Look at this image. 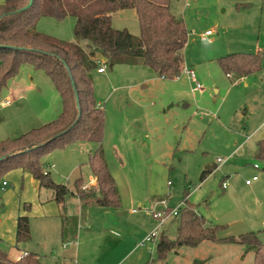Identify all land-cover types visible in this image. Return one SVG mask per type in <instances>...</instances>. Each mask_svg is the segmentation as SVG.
<instances>
[{"label": "rangeland", "instance_id": "rangeland-1", "mask_svg": "<svg viewBox=\"0 0 264 264\" xmlns=\"http://www.w3.org/2000/svg\"><path fill=\"white\" fill-rule=\"evenodd\" d=\"M246 2L249 6L240 9ZM169 9L187 29L183 58L195 80L185 72L160 77L150 67L126 63L92 72L94 97L104 111L101 146L120 206H85L68 194L64 217L54 216L52 203L39 200L52 190L41 187L39 193L30 174L8 170L1 177L6 185L0 186V235L11 258L28 248L37 249L39 260L47 264H108L103 255L121 240L119 264L133 258L127 255L133 246L145 252L147 264H254L253 251L211 241L155 259V237L166 231L174 238L176 222L172 218L157 227L158 219L144 208L159 209L160 204L149 203L160 199L175 207L187 191L188 201L208 223L225 226L220 236L254 231L264 244V160L255 157L256 142L264 137V67L249 78H237L218 62L229 53L264 48V0H169ZM113 26L138 33L137 21H113ZM73 27L72 17L42 16L35 24L37 31L63 40L74 39ZM206 29L213 34L207 35ZM60 103L49 76L21 63L0 89V141L55 119ZM95 147L92 141L71 140L43 152L40 162L55 182L74 190L75 178L87 182L92 175L87 158ZM206 168L212 171L201 180ZM253 175L258 180L246 185ZM17 214L27 216L32 232L30 242L18 244V249L13 233ZM112 217L136 228L139 223L155 227L141 238L135 229L110 232ZM152 232L154 237L146 240Z\"/></svg>", "mask_w": 264, "mask_h": 264}, {"label": "trees", "instance_id": "trees-1", "mask_svg": "<svg viewBox=\"0 0 264 264\" xmlns=\"http://www.w3.org/2000/svg\"><path fill=\"white\" fill-rule=\"evenodd\" d=\"M28 2L2 0L0 3V89L8 78L16 75L21 63L28 62L49 76L59 94L61 110L50 122L0 141V158L3 157L0 181L6 171L22 168L30 172L40 186L52 190L53 199L61 207H64L68 194H75L85 205L118 208L120 198L101 146L104 111L94 97L92 72L97 70L101 61L105 67L121 63L142 65L150 67L160 77H177L184 69L183 49L188 35L185 24L171 13L169 0H32L27 8L15 12ZM125 8L135 9L136 35L127 28H116L112 24L111 14ZM42 16L72 17L74 39H58L37 31L35 24ZM218 62L228 75L249 76L262 69L264 48L228 54L220 57ZM71 79L79 106L76 105ZM74 131L77 134H71ZM76 139L96 144L87 158L96 185L83 187L78 177L74 181L73 193L64 184L53 180L40 158L55 145ZM255 147V157L264 160V139H259ZM211 171V168L203 170L200 179ZM188 194L186 191L177 214L171 216L176 222L175 237L160 231L155 259H164L169 252L182 246L196 247L203 241H211L239 244L245 251H253L254 264H264V244L257 233L248 231L238 236H220L225 226L208 223L197 212V205L188 201ZM29 239V222L23 215L17 220L16 242L25 243ZM199 263L202 261H194V264ZM0 264L45 263L33 252H26L16 260L10 259L2 249L0 239Z\"/></svg>", "mask_w": 264, "mask_h": 264}, {"label": "crops", "instance_id": "crops-1", "mask_svg": "<svg viewBox=\"0 0 264 264\" xmlns=\"http://www.w3.org/2000/svg\"><path fill=\"white\" fill-rule=\"evenodd\" d=\"M248 2H246L245 4H241L240 5V9H241V7H248L249 6V4H247ZM250 5H252V3H250ZM111 17H112V24H113V21H115V22H119V21H124V22H130V21H137V18H136V12H135V9H133V8H125V9H120V10H118V11H115V12H113L112 14H111ZM115 27V26H114ZM117 28V27H116ZM123 28H126V27H123ZM129 30V29H128ZM207 30H209V29H206L205 30V33H206V31ZM213 34V31H211V34H207V35H212ZM262 47H260V49H261ZM235 53H237V52H235ZM239 53V52H238ZM242 53V52H241ZM229 54H232V53H229ZM228 55V54H227ZM225 56V55H224ZM221 57H223V56H221ZM263 67H264V65H263ZM183 68H186V66H185V62H184V67ZM186 69H189V68H186ZM189 70H191V69H189ZM96 72H97V70H96ZM182 72H185L184 71V69L182 70ZM181 72V73H182ZM259 72V71H258ZM97 73H103V72H97ZM186 73V72H185ZM187 74V73H186ZM195 74V73H194ZM188 76V75H187ZM249 76H252V74L251 75H249ZM249 76H244V77H240V78H249ZM175 78V77H174ZM188 78H189V76H188ZM190 79V78H189ZM195 79H196V77H195ZM191 80V79H190ZM97 104L99 105V106H101L100 105V103H99V101H97ZM102 107V106H101ZM60 110H61V103H60V109H59V113H60ZM58 113V114H59ZM259 139H264V137L263 138H259ZM258 139V140H259ZM254 165V164H253ZM259 168V167H258ZM258 168H255V169H258ZM12 170H14V169H12ZM12 170H10V172L12 171ZM16 170H20L22 173H28V174H30L32 177H34L30 172H28V171H26V170H24V169H22V168H18V169H16ZM49 172V171H48ZM49 174H50V172H49ZM80 177V176H79ZM35 178V177H34ZM78 178V177H77ZM81 178V177H80ZM36 179V178H35ZM76 179V178H75ZM247 179H249V178H247ZM246 179V180H247ZM258 180V179H257ZM3 181H5V179H2L1 181H0V186H2V182ZM36 181H37V184H35V185H37V190H39V193H40V188L42 187V186H40L39 185V182H38V180L36 179ZM75 181V180H74ZM81 181H82V178H81ZM253 183V181L250 183V184H246V185H251ZM81 184H82V186L83 187H87V188H89V187H93V186H95L96 185V181H95V178H94V176L93 175H91V176H89V179H88V181L87 182H81ZM75 187V186H74ZM43 188V187H42ZM70 190V189H69ZM70 191H72L73 193L75 192V188H74V190H70ZM38 193V194H39ZM74 196H71V197H73V198H77V200L79 201V202H81L83 205H85L80 199H79V197H77L75 194H73ZM40 200V202L41 203H45V202H50V203H52V204H50V205H52L51 206V215H54V216H56V215H60L61 217H64V215H62V214H64L65 213V209H66V204H65V201H64V207H61L60 206V204H58L54 199H53V195H52V193L51 194H49V195H47V197H45L44 199H39ZM65 200H66V197H65ZM161 200V199H160ZM152 202H157V201H154V200H151L150 201V203L149 204H151ZM167 205H168V207H171L170 205H169V202H167ZM58 206V207H57ZM85 206H90V205H85ZM179 206V204H177V206H175V207H178ZM175 207H172V208H175ZM58 209H59V211H58ZM146 214H148V212H145ZM43 214H45V213H43ZM23 215H25V214H17L16 215V217H15V220H14V223H13V233H14V247L16 248V249H18V244H21V243H17L16 242V224H17V220H18V217H20V216H23ZM66 215V214H65ZM46 216H48V215H46ZM45 216V217H46ZM147 218V216H145L144 218H143V220L141 221V218H140V220H139V222H141V223H144ZM169 219H171V217L169 218ZM168 219V220H169ZM2 220V218H0V221ZM167 220V221H168ZM166 221V222H167ZM141 223H139V225H137V228L136 227H134V226H132V223H129L128 221H126V220H124L123 218H117V217H112V219H111V221L109 222V224L108 225H110L109 227H114L113 229H110V230H108V231H110V232H115L117 229H115V228H118V229H121V230H123V231H125V232H130V229H135L136 231H137V233H138V235H139V237L138 238H141L143 235H145L146 234V232L148 233L149 231H151L154 227H155V225H153V227L151 228V227H149L148 228V226L147 225H145V224H141ZM164 225V224H163ZM29 231H30V227H29ZM10 234H11V231H10ZM30 235H32V232H31V234ZM67 237H72V238H74L73 237V235H71V234H68L67 235ZM0 239L2 240V243H3V240H4V235H0ZM117 238H115V240L114 241H118V240H116ZM122 239V238H121ZM30 240H31V236H30V239L27 241V242H25V243H29L30 242ZM76 240L77 239H73L72 240V243H77L76 242ZM139 240V239H138ZM204 242V241H203ZM202 243V242H201ZM45 245L46 244H44L43 245V247H45ZM122 245V242H121V240L119 241V242H117V244L116 245H114V247H111V248H109V253H108V250H107V253H105L104 255H103V257H107V259H108V264H119L120 262H121V260H122V258L121 259H119V258H117V256H118V254L116 253V251H117V249L119 248V246H121ZM198 246V245H197ZM136 246H133L129 251H128V253H127V255H130L129 257H131V256H133V258L128 262V263H126V264H147L148 263V258L146 259V258H144V257H146L145 255V252H142L141 250H138V248H135ZM5 251V250H4ZM22 251V252H21ZM138 251V252H137ZM6 252V251H5ZM26 252H33V253H35L37 256H38V258H39V253H38V251H37V249H33V250H30V249H28V248H25V249H21L20 251L18 250V252L17 253H13L14 255H13V257L11 258L10 257V255L6 252V254L8 255V257L10 258V259H12V260H16V259H18L19 257H21L23 254H25ZM142 261H143V263H142ZM43 263H45V264H47L46 262H43ZM79 264V263H78ZM121 264H124L123 262L121 263Z\"/></svg>", "mask_w": 264, "mask_h": 264}, {"label": "built area", "instance_id": "built-area-1", "mask_svg": "<svg viewBox=\"0 0 264 264\" xmlns=\"http://www.w3.org/2000/svg\"><path fill=\"white\" fill-rule=\"evenodd\" d=\"M206 34H211V30H207L206 31ZM100 66L97 68V72H104L105 71V64L103 62L100 61ZM184 71L187 73V75L189 76V78L191 80H195V74L192 70H189V69H186L184 68ZM196 87L197 88H201L200 84L198 82H196ZM10 103V100L9 99H6L5 100V104H8ZM218 161H220V159L218 158L217 159ZM254 168H258V164L254 163L253 165ZM257 176L256 175H253L250 179H247L245 180V183L246 184H250L252 181H255L257 180ZM6 185V182L3 181L2 182V186H5ZM222 187L225 188V183L222 184ZM156 204H160V208L157 209V210H154L153 208L151 207H146L144 208V210L146 212H151L153 214V216L155 218L158 219L159 223L157 225V227H160L162 226L171 216H174L175 214H177V209L178 207H175V208H171V209H168V205H167V201L165 199H161L157 202H152L150 204V206H154ZM160 231L158 232L157 236L155 237V239H157L158 235H159ZM151 237H154V232H152L151 234H149L145 239L146 240H149Z\"/></svg>", "mask_w": 264, "mask_h": 264}, {"label": "water", "instance_id": "water-1", "mask_svg": "<svg viewBox=\"0 0 264 264\" xmlns=\"http://www.w3.org/2000/svg\"><path fill=\"white\" fill-rule=\"evenodd\" d=\"M31 2H32V0H29V2H28L24 7H22V8H20V9L16 10L15 12L27 8V7L31 4ZM71 84H72V87H73V90H74V94H75L76 105L79 106L77 93L75 92V86H74V83H73L72 79H71ZM2 158H3V157L0 158V161L2 160Z\"/></svg>", "mask_w": 264, "mask_h": 264}]
</instances>
